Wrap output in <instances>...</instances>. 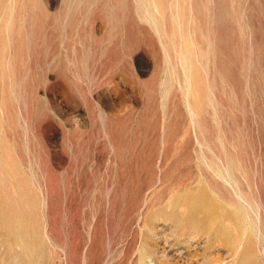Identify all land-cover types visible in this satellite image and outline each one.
<instances>
[{"label":"rangeland","instance_id":"rangeland-1","mask_svg":"<svg viewBox=\"0 0 264 264\" xmlns=\"http://www.w3.org/2000/svg\"><path fill=\"white\" fill-rule=\"evenodd\" d=\"M0 264H264V0H0Z\"/></svg>","mask_w":264,"mask_h":264}]
</instances>
